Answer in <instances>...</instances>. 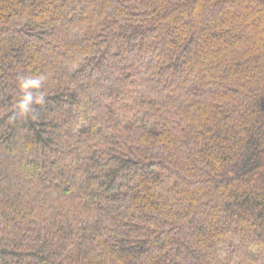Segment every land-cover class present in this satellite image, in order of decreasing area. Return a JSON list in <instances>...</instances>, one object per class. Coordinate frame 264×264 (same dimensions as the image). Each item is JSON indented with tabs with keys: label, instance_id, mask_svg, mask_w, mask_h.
<instances>
[{
	"label": "trees",
	"instance_id": "16d2710c",
	"mask_svg": "<svg viewBox=\"0 0 264 264\" xmlns=\"http://www.w3.org/2000/svg\"><path fill=\"white\" fill-rule=\"evenodd\" d=\"M0 264H264V0H0Z\"/></svg>",
	"mask_w": 264,
	"mask_h": 264
}]
</instances>
